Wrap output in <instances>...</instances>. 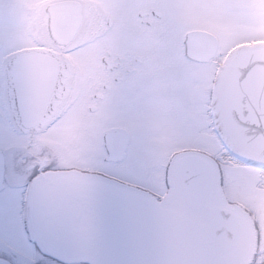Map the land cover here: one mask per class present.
I'll return each mask as SVG.
<instances>
[{"label":"flooded vegetation","instance_id":"flooded-vegetation-1","mask_svg":"<svg viewBox=\"0 0 264 264\" xmlns=\"http://www.w3.org/2000/svg\"><path fill=\"white\" fill-rule=\"evenodd\" d=\"M67 2L74 20L57 25L63 14L57 6ZM193 32L211 34L185 28L166 0H0V205L10 200L15 217L22 204L24 217L22 226L0 223V264H234L244 258L246 235L258 236L254 214L224 207L216 180L208 211H192L181 197V158L210 155L174 146L161 160L132 156L130 126L116 119L149 103L136 114L159 115L172 126L178 104L193 98L199 102L194 117L213 124L219 69L211 82L205 69L218 50L209 63L187 59L184 43ZM195 65L204 68L198 85ZM20 77L33 79L19 86ZM197 142L205 148L211 139ZM218 175L226 197L220 164ZM34 207L45 221V239L29 223ZM257 255L254 246L247 264Z\"/></svg>","mask_w":264,"mask_h":264},{"label":"rangeland","instance_id":"rangeland-1","mask_svg":"<svg viewBox=\"0 0 264 264\" xmlns=\"http://www.w3.org/2000/svg\"><path fill=\"white\" fill-rule=\"evenodd\" d=\"M187 29L204 30L218 40L217 58L205 69L209 82L214 81L217 70L221 69L229 55L241 46L264 44V1L263 0H166ZM182 43V40H180ZM181 47V46H180ZM182 57V56H181ZM196 85L202 66H193ZM197 88V87H196ZM198 90V89H197ZM138 103L130 116L116 118L118 122L130 126L132 136V156L148 155L164 159L172 151L187 149L200 150L215 162L226 150L215 127L207 119H199V102L193 98L180 102L176 123L164 124L165 117L156 115L149 118L136 114L147 112L149 103ZM182 106L185 108L182 109ZM137 109V110H136ZM196 111V113H194ZM196 116V117H194ZM210 124V129L208 128ZM205 133V134H204ZM204 135L210 138V145L204 142ZM178 147L172 149V147ZM217 159V160H216ZM156 162L155 160H152ZM147 162L148 166L154 164ZM222 167V186L229 205L239 207L255 215L257 225L255 264L264 261V171L250 169L243 164L232 165L219 162Z\"/></svg>","mask_w":264,"mask_h":264},{"label":"water","instance_id":"water-1","mask_svg":"<svg viewBox=\"0 0 264 264\" xmlns=\"http://www.w3.org/2000/svg\"><path fill=\"white\" fill-rule=\"evenodd\" d=\"M57 7L63 11L57 25L69 26L74 20L73 4L61 3ZM56 32L57 35L61 33L60 29ZM53 38L58 42L54 33ZM218 44V40L211 34L190 33L184 43L185 57L197 63H209L216 56ZM19 73L23 75L24 71ZM32 79L20 77L18 85L22 86L24 80ZM213 114L215 126L223 136L226 147L242 164L264 170V44L241 46L229 55L217 76ZM117 133V130L112 131L108 137H114ZM121 153L122 150L119 155ZM3 171L4 162L0 154V184ZM179 176L181 197L192 211H208L211 207L209 198L214 180L220 191L221 204L229 209L243 211L227 203L219 188L218 163L211 158L198 154L183 156L179 163ZM214 210L228 211L219 208ZM215 226L218 231L223 228L219 219L215 221ZM242 235L246 234L242 232ZM256 242V233L254 236L250 230L246 235L245 256L234 264H247L246 257L253 252L254 246L256 251Z\"/></svg>","mask_w":264,"mask_h":264},{"label":"snow or ice","instance_id":"snow-or-ice-1","mask_svg":"<svg viewBox=\"0 0 264 264\" xmlns=\"http://www.w3.org/2000/svg\"><path fill=\"white\" fill-rule=\"evenodd\" d=\"M21 207L22 204L17 205V214L14 217L12 215L11 201L5 200L4 203L0 205V223H4L5 225H11L14 222H18L22 226L24 217L18 215ZM29 223L37 235H39L42 239L47 238V232L45 230V221L40 215V213L35 209V207L33 208L30 214Z\"/></svg>","mask_w":264,"mask_h":264},{"label":"bare ground","instance_id":"bare-ground-1","mask_svg":"<svg viewBox=\"0 0 264 264\" xmlns=\"http://www.w3.org/2000/svg\"><path fill=\"white\" fill-rule=\"evenodd\" d=\"M216 131L219 133V136L221 137V139L224 140L221 133L217 129H216ZM219 159H220V162L222 161V162L230 163L232 165L240 164L238 157L229 149V147H227L226 150H223L220 153ZM263 186H264V184H263Z\"/></svg>","mask_w":264,"mask_h":264}]
</instances>
